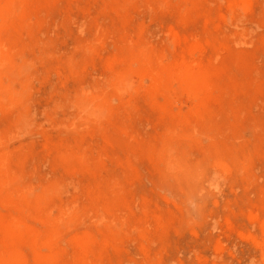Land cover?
<instances>
[{"label":"rangeland","instance_id":"374dc122","mask_svg":"<svg viewBox=\"0 0 264 264\" xmlns=\"http://www.w3.org/2000/svg\"><path fill=\"white\" fill-rule=\"evenodd\" d=\"M0 264H264V0H0Z\"/></svg>","mask_w":264,"mask_h":264}]
</instances>
